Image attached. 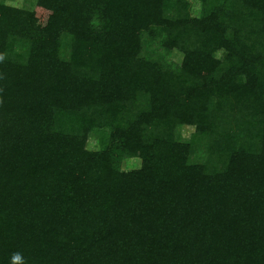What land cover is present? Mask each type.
Wrapping results in <instances>:
<instances>
[{
	"label": "trees",
	"instance_id": "16d2710c",
	"mask_svg": "<svg viewBox=\"0 0 264 264\" xmlns=\"http://www.w3.org/2000/svg\"><path fill=\"white\" fill-rule=\"evenodd\" d=\"M30 4L0 0V264H264V0Z\"/></svg>",
	"mask_w": 264,
	"mask_h": 264
},
{
	"label": "rangeland",
	"instance_id": "374dc122",
	"mask_svg": "<svg viewBox=\"0 0 264 264\" xmlns=\"http://www.w3.org/2000/svg\"><path fill=\"white\" fill-rule=\"evenodd\" d=\"M1 1L5 2L6 4L10 6L23 8V7H30L31 6L30 3L34 0H1ZM190 132H191L190 128L183 129V135L185 137H188L190 135Z\"/></svg>",
	"mask_w": 264,
	"mask_h": 264
},
{
	"label": "clouds",
	"instance_id": "9594fccd",
	"mask_svg": "<svg viewBox=\"0 0 264 264\" xmlns=\"http://www.w3.org/2000/svg\"><path fill=\"white\" fill-rule=\"evenodd\" d=\"M5 57L0 55V62H3ZM10 264H26L23 255L20 252H15L11 255Z\"/></svg>",
	"mask_w": 264,
	"mask_h": 264
}]
</instances>
